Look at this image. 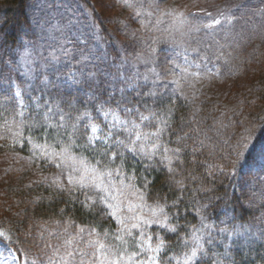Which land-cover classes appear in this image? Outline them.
Instances as JSON below:
<instances>
[{
  "label": "trees",
  "instance_id": "obj_1",
  "mask_svg": "<svg viewBox=\"0 0 264 264\" xmlns=\"http://www.w3.org/2000/svg\"><path fill=\"white\" fill-rule=\"evenodd\" d=\"M128 6L108 23L91 0H0V158L18 154L29 160L24 171L12 169L0 178L3 245L34 264L53 240L42 229L59 233L61 227L89 229L110 236L119 252L132 250L136 221L120 222L134 216L129 211L114 218L80 184L33 179L42 173L50 178L57 165L79 160L111 173L105 181L127 189L150 211L137 216L155 219L151 210L163 207L158 218L167 214L175 233L156 224L140 229L152 243L164 241L160 264H185L193 251L188 264H264V172L253 165L264 144V39L241 54L240 63L221 66L223 80L233 86L244 80L238 110L227 113V98L216 91L218 78L184 73L175 84L154 73L146 62L152 51L140 45L142 22L132 15L138 8ZM240 12L245 16L247 7L228 11L224 3L216 12L204 11L202 34L210 41L217 28L237 22ZM59 13L86 28L80 59L75 57V66L69 59L27 74L21 53L40 51L44 30L59 22ZM70 68L75 76L62 81ZM99 109L126 122L147 118L154 142L135 155L91 145L86 116Z\"/></svg>",
  "mask_w": 264,
  "mask_h": 264
},
{
  "label": "rangeland",
  "instance_id": "obj_2",
  "mask_svg": "<svg viewBox=\"0 0 264 264\" xmlns=\"http://www.w3.org/2000/svg\"><path fill=\"white\" fill-rule=\"evenodd\" d=\"M91 1L100 17L108 23L117 22L120 19L118 17L125 5H129L130 8L136 6L138 11L137 13L132 11L133 19L142 22L141 32L145 37L140 45H145L152 51L151 59L146 62L152 67L154 73L168 81L174 80L175 84L183 80L184 73L188 78L192 76L197 79L218 78L216 91L221 98H227L226 102L229 106L226 112L233 113L238 110L237 92L242 88L244 80L242 79L236 86L223 80L221 66H224L228 60L232 62L233 59L236 64L240 63V59L245 57L242 55L264 39V0H147L145 5L144 0ZM224 3L228 11H233L243 4V7H247V13L244 16V12H240L241 18L237 22L228 23L221 29L217 28L212 33L214 40L209 41V38H205L206 35L202 34L205 19L200 15H203L202 13L206 10L216 12ZM254 7L258 8L259 12L250 11ZM228 13L230 12H226ZM125 17L128 15L125 14ZM179 17L184 18L183 22ZM56 19L59 22L55 23L54 27L47 26L44 30L45 39L39 46L40 51L26 49L21 53V63L27 67V74L37 67L49 68L52 63L67 62L69 59H74L72 60L74 66L77 64L75 57L78 55L77 49L84 44L86 28L78 25L65 13H59ZM209 45L213 46L210 54H208ZM49 47L52 49L50 50ZM68 47L70 50H66ZM62 53L65 56H62ZM74 76L75 70L70 68V72L63 73L60 79L70 81ZM147 121V118H143L126 122L115 112L99 109L93 115L86 116L87 138L91 145L101 144L114 151L122 148L128 150L133 147L134 141L136 153H140V148L147 150L155 139V133L151 131ZM93 127L97 128L95 133L92 132ZM136 133L141 134L139 140L136 139ZM28 165L29 160L21 155H6L0 158V178L12 169L24 171ZM253 165L258 171L264 172V144L259 149ZM84 166L88 167L89 172L91 171V166L79 160H71L66 165H59L56 173L50 178L42 173V176L36 175L33 179L39 181L48 178L49 181L61 187L78 185L77 181L83 173ZM69 177L72 178L71 184L68 182ZM107 184L108 181H105V186ZM111 184L112 196L115 197L111 202H119L121 210L129 211V206L135 205L138 207H133L129 215L137 216L138 213L144 212L147 217L150 214V211L139 203V199L128 194L127 189L118 184ZM83 188H86L89 198H98L102 202L101 197L105 195L104 193L91 186ZM2 195L0 193V209L3 204ZM60 228L59 233L55 232L58 230L55 228L42 229V233H49L53 240L46 246L47 249L49 248L48 252L46 250L41 254L38 260H34V264H82V262L83 264H101V261L107 264V261L99 256L96 241L111 245L115 251L119 252L117 242L110 236L101 235L89 229ZM147 236L148 234L145 233L143 239L146 240ZM3 238L5 237H0V264H27V261L19 260L12 250L3 245ZM140 239L138 235L133 241L132 250L125 254L126 259L127 254L140 251L136 247ZM152 245L155 247L156 243ZM161 253L162 251L159 254V260ZM151 254L142 252L138 259H146ZM158 264H160L159 261Z\"/></svg>",
  "mask_w": 264,
  "mask_h": 264
},
{
  "label": "snow or ice",
  "instance_id": "obj_3",
  "mask_svg": "<svg viewBox=\"0 0 264 264\" xmlns=\"http://www.w3.org/2000/svg\"><path fill=\"white\" fill-rule=\"evenodd\" d=\"M180 21L183 22V17H179ZM215 24H219L220 21L216 20L214 21ZM213 25L208 24L205 25V27L211 28ZM19 94V93H17ZM97 131L96 127L92 128V132L95 133ZM141 138L140 133H136V139L139 140ZM133 147L128 148L129 152H132L133 155L136 154V147H135V142L133 141ZM153 147H156V145H153ZM246 147V145H245ZM141 152L143 151V148L139 149ZM165 152H167V149H165ZM167 158V157H166ZM59 167V165H57ZM119 175V173H117ZM106 176H111V173H104L103 171H98L97 168L93 167L91 171L89 172V169L87 166L83 167V173L79 176V180L77 183L80 184L81 187H86V186H91L95 188L97 191L104 193L105 195L101 197L102 202L111 209V212L109 213L112 215L114 218L116 217V213L121 211V206L119 202H111L112 200L115 199V197L112 196V190L113 186L111 184V181L109 180L107 186H105V178ZM70 184L72 183V178L69 177ZM133 207H138L135 205H130L129 206V211L132 210ZM152 217L155 219H143L140 216H132V217H127V218H120L121 224L124 223L125 219H131L135 220L136 223H133L131 225V228L136 229L139 232V236L141 237L140 242L136 244V247L140 249V251H133L130 254H127V259L125 258V253L127 250H125V253L117 252L113 249V246L111 245H106L103 242L96 241L95 244L97 246V251L99 253L100 257H103L104 260L107 261V264H158L159 261V254L164 248V241L163 240H158L156 243L155 247H153L151 241L152 237L149 235L146 237V240L143 239L145 237V233L141 231V226L146 225V226H151L152 224L158 225L160 228H166L167 230L175 233L176 229L175 227H169L167 224L168 221V216L167 214L163 215V218L160 219L159 214L164 213L163 207H159L157 209H152ZM127 235L132 236V231L131 229H126ZM4 234L0 233V237H3ZM116 239L123 241L122 237H116ZM150 252L152 253L151 255H148L146 259H138V257L141 255L142 252ZM196 257V252L193 251L191 253V257L186 259L185 264H188V260L194 259ZM83 264V262H82ZM101 264H103V261H101Z\"/></svg>",
  "mask_w": 264,
  "mask_h": 264
}]
</instances>
